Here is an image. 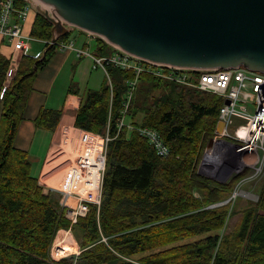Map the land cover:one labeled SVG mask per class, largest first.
Returning <instances> with one entry per match:
<instances>
[{"label":"trees","instance_id":"16d2710c","mask_svg":"<svg viewBox=\"0 0 264 264\" xmlns=\"http://www.w3.org/2000/svg\"><path fill=\"white\" fill-rule=\"evenodd\" d=\"M25 5L13 0L12 6L21 10ZM33 18L29 37L45 43L42 54L21 56L7 81L9 60L0 53V264H264V178L256 203L223 233L231 207L214 205L230 197L247 171L224 184L197 173L202 152L215 138L222 99L141 74V100L132 95L127 101L135 75L113 65L105 66L109 82L105 76L100 89L85 92L70 112L74 126L86 132L102 134L108 124L111 140L99 208L91 206L75 225L68 223L58 195L43 192L29 173L27 153L13 146L34 78L74 30L51 44V23L38 12ZM93 40L96 57L116 51L103 39ZM153 91L159 94L149 100ZM64 110L41 109L35 126L54 130ZM123 111L127 123L118 129ZM145 128L157 133L167 156L156 155L136 130ZM60 230L79 231L78 255L51 258Z\"/></svg>","mask_w":264,"mask_h":264},{"label":"water","instance_id":"95a60500","mask_svg":"<svg viewBox=\"0 0 264 264\" xmlns=\"http://www.w3.org/2000/svg\"><path fill=\"white\" fill-rule=\"evenodd\" d=\"M37 2L36 11L52 25L51 44L74 28L148 63L191 70L244 67L264 74V0ZM215 127L219 134L222 122ZM213 142L230 145L209 139L197 173L224 184L230 173L213 175L214 164L209 165L214 158L207 152ZM213 150L218 156V149Z\"/></svg>","mask_w":264,"mask_h":264},{"label":"built area","instance_id":"2783aa9c","mask_svg":"<svg viewBox=\"0 0 264 264\" xmlns=\"http://www.w3.org/2000/svg\"><path fill=\"white\" fill-rule=\"evenodd\" d=\"M25 1L26 5L21 10L12 6L13 0H4L0 3V35L12 48L11 53L6 57L9 60V68L6 72L7 81L12 78L21 56L28 55V44L26 43L33 40L21 31L27 13L32 5H35L34 0ZM88 35L93 37V35ZM113 48L116 51L109 57H96L85 49H77L76 55L90 57L93 62L92 67L100 68L108 82L105 66L113 65L122 70L132 71L135 78L128 82L127 101L133 95L137 77L141 74H148L166 82L220 97L222 106L217 114L218 122H222L223 127L219 134L215 133L213 139H224L230 145L212 143L213 148L218 149V160L220 159L222 163L235 161L238 165L249 166L251 172L244 180H251L260 174L264 166V74L251 73L244 67L191 70L163 66L148 63V61ZM65 49H73V43L58 44L57 50ZM39 56L40 54L32 57ZM193 77L196 79L195 82L192 81ZM127 105L126 103L125 108ZM124 125L123 111V117L118 121V129ZM128 128L133 129L130 125ZM107 130L108 124L102 134L77 129L74 140L76 139L78 143L79 153L64 170L57 187L50 191L58 195V204L64 210L70 225H75L79 218L85 217L91 206L97 209L101 204L107 143L111 140ZM136 130L148 140L147 142L154 148L156 155L162 157L168 155V148L161 142L156 132L146 128ZM68 139L69 136L66 135L64 140ZM233 145H237L238 149H235ZM213 169L224 171L223 164ZM236 194L237 192L234 191L232 197L234 198ZM65 253L63 246L56 248L52 245L50 255L53 260L64 258Z\"/></svg>","mask_w":264,"mask_h":264},{"label":"crops","instance_id":"0c3cea01","mask_svg":"<svg viewBox=\"0 0 264 264\" xmlns=\"http://www.w3.org/2000/svg\"><path fill=\"white\" fill-rule=\"evenodd\" d=\"M36 7L37 5H32L22 23L21 31L25 36H29L33 17L37 12ZM81 38L93 40L88 34L78 32V39ZM26 44H28L29 56L42 54L45 45L44 42L34 39ZM77 49H85L89 52L87 43L78 42L76 47L73 43V49L57 50L46 67L38 72L24 107L23 119L14 134L13 146L27 153L31 164L29 173L38 180V185L42 187L44 193L53 191L57 187L61 175L70 164H66L70 154L68 151L73 149L71 141H75L74 137L78 129L74 126L70 112L78 109L85 92L99 90L104 81L101 75L100 79L96 80L98 67H92L93 62L90 57L76 55ZM11 50L6 39L0 35V53L7 57ZM101 72L104 74L103 71ZM47 108L48 110L65 109L54 130L37 127L34 124L39 111ZM1 113L0 100V119ZM66 135L69 136L67 141L64 140Z\"/></svg>","mask_w":264,"mask_h":264},{"label":"rangeland","instance_id":"374dc122","mask_svg":"<svg viewBox=\"0 0 264 264\" xmlns=\"http://www.w3.org/2000/svg\"><path fill=\"white\" fill-rule=\"evenodd\" d=\"M34 3H35V5L38 4L37 0H34ZM37 7H40V6H37ZM70 40H71V42L74 43L75 47L78 46V42L83 41V42L88 44V46H89L88 50L90 53H94V51H95L96 45H95V42L93 40H91L90 38L78 39V29H74L71 31ZM32 44L37 45L35 43H32ZM101 71L102 70L100 68H98V74H97L96 80L100 79V75H101L102 79H104L105 76H104V74H102ZM192 81L193 82L196 81L195 77L192 78ZM140 87H141V82L137 83L135 90H134V93H133L135 98H139V101L141 100V97L143 96L139 91ZM158 94H159L158 91H153L150 95L147 96V98L150 100L151 97H153V96L157 97ZM126 123H127V121H126ZM77 144L78 143H77L76 139H75V141H71V146L73 149H72V151H68V153H70V154H69V157H67L68 160H67L66 164L73 162L75 160V157H77L76 155L79 153V146ZM212 148H213V146H211V148H208V150L210 152H212V150H213ZM211 156L214 158V160H213V162L210 161L209 165L212 167L214 164V167H219L220 165L223 164V169H224L223 172L230 173L229 177L233 176V175L241 174L244 170L247 171V174L245 176H243V178L234 186V188L232 189L233 191L229 195L231 197L230 201L228 202L230 207H231V216L229 217V219L225 225L224 232H223V233H228V232L232 231V229L238 225V223L241 219L240 215H242V211L245 210L249 205L256 203V201L258 200L259 188H260L262 181H263V178H264V176H263L264 175V166L261 168V172L259 175H257V177H254L251 180H244L246 178V176L251 172V169L249 168V166H244L241 164L238 165V164H236L235 161L222 163L219 161L220 159L218 160L217 154H215V156L214 155H211ZM215 157H217L216 158L217 160L215 159ZM69 158H70V160H69ZM237 166H242V167H237ZM211 170H213V173H214L213 175H216V174L218 175L221 173V171H218L215 169H211ZM229 177H227V178H229ZM204 178H207V177H204ZM234 191H236L237 194L233 198L232 194ZM78 234H79L78 230H75V231L63 230L59 234L55 235L53 245L56 246V248H57V246H65V248L69 247L70 250H68L69 252L66 251L65 257H68L70 255H74V256L78 255L81 251V249L79 248L80 246H79V235ZM138 257L139 256H136L133 259L136 260Z\"/></svg>","mask_w":264,"mask_h":264},{"label":"bare ground","instance_id":"6f19581e","mask_svg":"<svg viewBox=\"0 0 264 264\" xmlns=\"http://www.w3.org/2000/svg\"><path fill=\"white\" fill-rule=\"evenodd\" d=\"M207 153H208L210 159L213 158L211 155H214V156H215V154H216V153H215V150H212V152H210V151L208 150ZM215 158H216V157H215ZM245 160H246V158H245ZM246 161H247V160H246ZM63 248H64L65 250L67 249V250H66L67 252H69L68 250H70L69 247H66V248H65V246H63Z\"/></svg>","mask_w":264,"mask_h":264}]
</instances>
